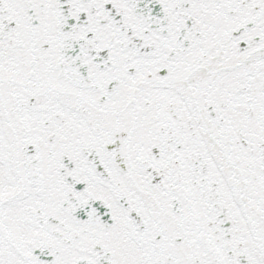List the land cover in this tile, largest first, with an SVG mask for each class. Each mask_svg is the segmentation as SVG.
Listing matches in <instances>:
<instances>
[{
	"label": "snow or ice",
	"instance_id": "snow-or-ice-1",
	"mask_svg": "<svg viewBox=\"0 0 264 264\" xmlns=\"http://www.w3.org/2000/svg\"><path fill=\"white\" fill-rule=\"evenodd\" d=\"M0 264H264V0H0Z\"/></svg>",
	"mask_w": 264,
	"mask_h": 264
}]
</instances>
